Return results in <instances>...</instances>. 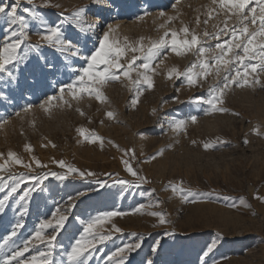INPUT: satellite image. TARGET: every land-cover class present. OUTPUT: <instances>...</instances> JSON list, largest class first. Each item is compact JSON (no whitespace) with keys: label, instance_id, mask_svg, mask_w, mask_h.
I'll return each instance as SVG.
<instances>
[{"label":"rangeland","instance_id":"obj_1","mask_svg":"<svg viewBox=\"0 0 264 264\" xmlns=\"http://www.w3.org/2000/svg\"><path fill=\"white\" fill-rule=\"evenodd\" d=\"M0 2L11 5L14 0ZM50 4L59 7L42 6V0L28 5L22 0L20 13L29 23L30 35L25 43L37 44L36 32L41 29L39 20L23 13L28 7L39 12L49 26L60 25L72 48L61 52L41 43L22 62L8 65L14 80L0 73V165H4L0 171V201H4L0 210V264L23 250L26 242H30L28 251L12 264H30L32 257L39 262L44 259L41 252H51L50 264H72L68 254L76 241L81 237L92 240L84 231L89 221L113 211L125 215L93 229L110 239L100 243L97 235L95 246H89L87 264H119L121 259L124 264H264V202L254 198L264 197V71L259 67V57L244 62L256 65V71L248 69L245 87L233 84L227 90L224 103L217 104L230 110L223 113L212 112L208 104L193 102L207 99L210 87L220 84V78L210 75L195 85H188L183 77L167 78L174 66L183 71L193 62L214 55L199 57L195 48L184 55H177L170 47L164 49L163 63L157 58L152 64L155 73H149L153 87L142 85L143 94L135 106L132 100L136 89L131 81L137 79L136 70L144 72L139 67L142 59L136 60V70L129 78L124 77L122 68L117 72L118 80L100 88L107 98L103 103L94 93L89 95L79 88L74 89L77 98L73 99L67 88L78 81L80 70L88 64L84 57L99 48L109 25L113 28L109 43L121 48L142 43L146 51L165 31L169 32V40L173 31L178 33V41L190 39L180 31L184 26L201 36L205 47H214L231 36L222 35L217 41L202 33L216 32L226 18L225 11L219 10V15L213 12L209 18V10L218 7L211 0H50ZM254 6L255 0L250 7ZM79 9L84 10L85 31L76 26L73 17ZM169 17L174 18L170 23ZM235 22V17L229 19V27ZM89 24L93 25L91 29ZM8 27L0 17V47L7 40ZM257 28L258 22L249 31ZM261 39L257 37V41ZM77 49L78 54L72 55ZM19 52L24 54V45ZM134 55L142 57L143 53L126 48L120 63L127 67ZM238 66L231 65L230 69ZM104 67L100 65V70ZM225 74L221 71V77ZM257 80L259 83H255ZM49 97L57 99L45 105V111L40 105ZM25 107L29 111L25 112ZM108 112L114 114L112 118ZM192 116L197 117L195 123ZM181 120L186 124L174 129L172 125ZM257 128L260 135L253 131ZM78 129L85 130L84 136ZM210 142L215 146L206 150L204 144ZM26 146L32 150L27 151ZM161 150L163 154L158 155ZM9 152L31 168L9 160ZM35 160L47 167H37ZM54 161H64L78 171L69 173L67 167L61 168ZM123 161L150 183L129 173ZM51 173L67 178L61 180ZM45 174L47 178L38 183ZM170 184H179L186 191L174 193ZM187 190L195 196L188 195ZM25 192L28 196L21 199ZM241 197L250 207L240 204ZM193 199L197 202L192 203ZM69 204L74 205L70 210ZM66 211L68 218L53 248L34 239L42 221L53 220L54 213L58 218ZM153 212L163 215L165 223H160L159 216L150 215ZM113 225L121 231H114ZM51 231L46 229L45 237ZM136 243L141 246L127 250V245ZM213 244L215 247L208 252ZM121 248L125 249L123 253L119 252Z\"/></svg>","mask_w":264,"mask_h":264},{"label":"snow or ice","instance_id":"obj_2","mask_svg":"<svg viewBox=\"0 0 264 264\" xmlns=\"http://www.w3.org/2000/svg\"><path fill=\"white\" fill-rule=\"evenodd\" d=\"M96 3H101L103 0H94ZM22 0H14L11 5L4 4L0 2V17H2L7 25L9 26L8 37L6 42L3 43L2 47H0V73H5L11 79H15L13 71L9 69L8 65L19 64L22 62L28 55L29 51L36 50L41 46V43L47 44L50 47H55L57 51H68L72 48V44L70 41H66L64 38V34L61 30L60 25L49 26L46 21L43 20L40 13L35 11L33 8L25 7L23 8V13H25L28 17H31L32 20H39L41 29L36 32V35L39 36V42L35 45L26 44L25 42L30 40L29 35V23L25 18L24 14L20 13V5ZM28 5H33L34 0H26ZM253 3V0H211L212 5H217L218 7L211 8L209 10V18H212V13L216 12L219 15V10L225 11V20L222 22V26L218 27L216 32L210 33L208 31H204L202 36L205 38H210L213 40L219 41L222 35H230V40H225L223 43H216L215 46L205 47L204 43L201 42V36H199L194 30H190L187 26H184L180 29L181 32L185 34V37H190V39L185 38L182 40H177L178 33L173 31L171 32V40L168 39L169 32L165 31L164 35L155 42L151 43V46L147 48L145 51L142 43L139 44L138 47H134L131 45H127L126 48H130L132 52H141L143 53L141 56H132L130 61L127 62V67L124 64L120 63V58L125 55L126 48L118 47L115 43H109V34L113 31L111 25H109V31L104 33L103 39L99 43V48L96 49L92 53L91 56L84 57L85 60L88 61L87 67L81 69V75L78 77V81H74L72 84L67 85L69 92L72 94V98L76 99V94L74 89L79 88L81 92L87 91L89 95L95 94V97L100 102H105L106 97L100 91L104 85L108 82L116 81L119 79V75L117 74L118 70L124 69L123 75L125 78L130 77V73L136 69H133V65L136 60L142 59V63L139 65L140 68L144 69V72L137 71V79L131 81L133 87L136 89V98L132 100V105L135 106L140 95L143 94L142 85H146L148 89L153 87V79L149 73H155V68L152 67V64L157 58H160V63H163L162 53L164 49L171 48V51L176 53L177 55H184L188 51H191L193 48L196 49V52L199 57H204L208 53H214V55L210 56L207 60H201L199 63L193 62L189 67L185 70L180 71L177 67H172L167 72V78L172 79L175 77L176 79H180L183 77L188 85H195L199 79L207 78L210 75H214L217 78L221 79V83L211 86L209 89V95L207 99H200L193 101L195 103H204L211 106L212 112H229L230 110L227 108H218L217 104H223V96L226 94L227 90L235 84L237 87L243 88L247 84V80L245 77L248 74V69L251 68L253 72L256 71V65H252L250 63H244L246 60H251L254 57H259L260 64L259 67L261 71H264V0H255V6L250 7ZM42 6H55L59 7V5H51L50 0H42ZM84 10L79 9L73 13V17L75 18V24L80 28L81 31H85L84 25L82 23ZM161 16H164V13H160ZM232 17H235V24L229 27L228 21ZM68 17H65V20H68ZM174 18L169 17L168 22L170 23ZM258 28L254 31H249L250 26L257 25ZM196 23L199 25L200 20L197 18ZM204 24L208 23V20L203 21ZM89 29L93 27V25L89 24L87 26ZM164 27V25H161ZM257 37L262 38L261 41H257ZM126 39V38H125ZM24 45V54L20 55L19 50L21 46ZM259 49V51H257ZM78 49L72 52V55L78 54ZM232 55H229V54ZM239 64L238 67L234 69H230L231 65ZM100 65H105V67L100 70ZM159 67V64L156 65ZM214 69V71H213ZM115 70V71H114ZM196 70V71H194ZM235 71V75H232L231 72ZM243 70V76H242ZM221 71L226 73L221 77ZM255 83H259V81H255ZM99 86V87H97ZM64 92V89H61V93ZM57 99L56 97H49L44 104H41L40 107L45 111H48V108L45 106L50 104L52 100ZM62 99V97H61ZM179 100V98H176ZM65 103H67L65 101ZM70 106V105H69ZM25 112L29 111L28 107H25ZM79 111V109H78ZM83 115V113H81ZM153 114H155V110H153ZM206 114H208L206 112ZM232 115H239V113L232 112ZM19 115V113H17ZM112 112H108L107 116L109 118L113 117ZM197 117L192 116L191 121L195 123ZM7 123V120L4 121ZM186 124V121H177L172 125L174 129H181ZM2 126V125H0ZM255 134L260 135L259 129L253 130ZM78 132L81 136H84L85 130L78 129ZM87 138V137H86ZM99 139V137H97ZM90 142L94 143L95 140H91ZM111 143V142H110ZM195 143V141H193ZM221 144L224 142L221 141ZM245 144H248L249 141L247 139L244 140ZM215 146V142L205 143L204 148L207 150L209 148H213ZM27 151H31L30 146H26ZM163 151L161 150L158 155H162ZM2 155V154H0ZM8 159L12 160L15 164L21 165L25 168H31L30 164L23 163L22 160L16 157V154L13 152L8 153ZM151 159L155 160L156 156H153ZM61 168L67 167L69 173L77 172L78 170L70 165H66L64 161H54ZM125 164L126 170L131 173L133 176H137L139 180L144 183H150L146 178L139 177L136 172L128 165V161H123ZM35 164L37 167H47V165L41 164L39 160H35ZM4 170V165H0V171ZM53 176H57L58 179H66L67 177L64 175H57L56 173H51ZM80 175H84V173H80ZM87 175H95L92 172H88ZM47 178V174L43 177L38 178V183H43V179ZM123 183V182H122ZM182 183V182H181ZM103 186V185H101ZM171 190L175 192H185L186 190L181 187L179 184L177 185H169ZM16 187L11 189V192H15ZM188 195L195 196L191 190H187ZM11 193H9L10 195ZM79 195H84L80 193ZM28 196V192H25L24 199ZM255 199L261 200L264 202V197L259 195L254 197ZM8 196H5L4 200L6 201ZM72 198H70L71 200ZM181 199H185V196H182ZM192 203L197 202L195 199L191 201ZM240 204L244 207H250L249 204L245 201L243 197L240 198ZM74 205L69 204V210ZM235 206V205H233ZM4 207V201H0V210ZM143 207V206H141ZM57 213L60 212V209L56 210ZM139 212L140 209H137ZM125 213L120 212H107L102 216L96 217L93 220L89 221L87 227H85L84 231L88 234V236L92 237V240H88L86 237H81L80 240H77L75 245L72 246L71 252L68 254V260L72 262V264H87V260L91 255L89 251V246L94 247L93 241L96 240L98 233H94L93 229L99 225L107 222L113 217L123 216ZM153 216H159L160 223H165V219L163 215L159 213H150ZM68 218V212H64L56 218V213L53 214V220H44L40 223L39 229L36 231L34 239L39 240L41 242H46L48 244L49 249L53 248V241L56 240V236L60 229L64 227V223ZM20 225H17L19 227ZM114 231L120 232L121 229L112 226ZM46 229H51V233H49L46 237L44 232ZM15 235V232H13ZM110 239L108 235H99V242L103 243L105 240ZM141 239H143L141 237ZM28 243L26 242L23 250H17L10 258H6L3 264H12L13 260H18L19 257L24 255L25 251H28ZM140 243H136L135 245H127L126 248L128 251H132L136 248H139ZM215 247L213 244L209 247L208 252L212 251V248ZM2 248V246H0ZM125 251L124 248L119 249L120 253ZM153 251H156L153 248ZM208 252H205L204 255L207 256ZM85 253H88L86 256ZM113 255H117L114 253ZM40 256L44 259L41 261H37L36 257H32L30 264H50L49 257L51 256V252L44 253L41 252ZM112 259V257H109ZM19 264H24V261H19ZM119 264H124L123 259L119 261ZM151 264V261H149Z\"/></svg>","mask_w":264,"mask_h":264},{"label":"bare ground","instance_id":"obj_3","mask_svg":"<svg viewBox=\"0 0 264 264\" xmlns=\"http://www.w3.org/2000/svg\"><path fill=\"white\" fill-rule=\"evenodd\" d=\"M108 8V7H107Z\"/></svg>","mask_w":264,"mask_h":264}]
</instances>
